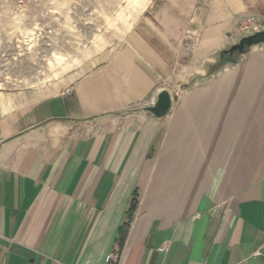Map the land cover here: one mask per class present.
<instances>
[{
  "label": "crops",
  "instance_id": "crops-1",
  "mask_svg": "<svg viewBox=\"0 0 264 264\" xmlns=\"http://www.w3.org/2000/svg\"><path fill=\"white\" fill-rule=\"evenodd\" d=\"M251 17L152 0L75 71L0 88V264H264V44L220 59Z\"/></svg>",
  "mask_w": 264,
  "mask_h": 264
},
{
  "label": "rangeland",
  "instance_id": "rangeland-1",
  "mask_svg": "<svg viewBox=\"0 0 264 264\" xmlns=\"http://www.w3.org/2000/svg\"><path fill=\"white\" fill-rule=\"evenodd\" d=\"M150 1L0 0V88L37 86L75 71L118 44Z\"/></svg>",
  "mask_w": 264,
  "mask_h": 264
},
{
  "label": "water",
  "instance_id": "water-1",
  "mask_svg": "<svg viewBox=\"0 0 264 264\" xmlns=\"http://www.w3.org/2000/svg\"><path fill=\"white\" fill-rule=\"evenodd\" d=\"M259 44H264V30L245 36L239 41V43L234 44L231 48L222 51L220 54L221 62L223 64L233 63L235 62L233 59L234 54L241 56L242 54H245L252 46ZM226 54H228L230 57H226ZM171 107V94L167 89H163L159 92L155 103L153 105L142 107L141 111L151 113L157 118H163L170 112Z\"/></svg>",
  "mask_w": 264,
  "mask_h": 264
},
{
  "label": "built area",
  "instance_id": "built-area-1",
  "mask_svg": "<svg viewBox=\"0 0 264 264\" xmlns=\"http://www.w3.org/2000/svg\"><path fill=\"white\" fill-rule=\"evenodd\" d=\"M261 29L260 23L257 21L256 17H251L244 25H241V32L246 35H251L253 33L259 32ZM70 88L65 90V93H69ZM169 249V245L165 244L159 248V251L166 252ZM257 256H260L264 259V243L259 247V249L255 253ZM112 260V255H108L106 257L107 263H110Z\"/></svg>",
  "mask_w": 264,
  "mask_h": 264
},
{
  "label": "trees",
  "instance_id": "trees-1",
  "mask_svg": "<svg viewBox=\"0 0 264 264\" xmlns=\"http://www.w3.org/2000/svg\"><path fill=\"white\" fill-rule=\"evenodd\" d=\"M136 208V201L134 200L132 202V205L130 206V209L128 211V216H129V219L131 220L132 216H133V212ZM128 226H129V221L127 223H125V225L122 227V240L124 239L125 235H126V232H127V229H128Z\"/></svg>",
  "mask_w": 264,
  "mask_h": 264
},
{
  "label": "flooded vegetation",
  "instance_id": "flooded-vegetation-1",
  "mask_svg": "<svg viewBox=\"0 0 264 264\" xmlns=\"http://www.w3.org/2000/svg\"><path fill=\"white\" fill-rule=\"evenodd\" d=\"M229 55L228 54H226V57H228ZM234 56V55H233ZM230 57V56H229Z\"/></svg>",
  "mask_w": 264,
  "mask_h": 264
}]
</instances>
